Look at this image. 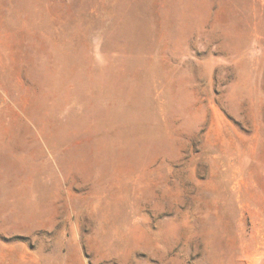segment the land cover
<instances>
[{
  "label": "rangeland",
  "instance_id": "rangeland-1",
  "mask_svg": "<svg viewBox=\"0 0 264 264\" xmlns=\"http://www.w3.org/2000/svg\"><path fill=\"white\" fill-rule=\"evenodd\" d=\"M0 264H264V0H0Z\"/></svg>",
  "mask_w": 264,
  "mask_h": 264
}]
</instances>
